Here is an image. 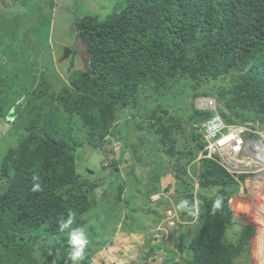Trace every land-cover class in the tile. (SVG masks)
<instances>
[{
    "label": "trees",
    "instance_id": "16d2710c",
    "mask_svg": "<svg viewBox=\"0 0 264 264\" xmlns=\"http://www.w3.org/2000/svg\"><path fill=\"white\" fill-rule=\"evenodd\" d=\"M73 30L88 54L86 69L67 73L58 90L52 89L44 75L34 78L38 79L34 87L22 89L27 100L12 118L11 138L0 157V184L4 185L0 264H73L68 233L83 228L82 217L95 208L98 198L97 181L77 170L80 145L71 134L73 119L78 117L86 128V144L94 152H104V144L118 129L117 121L127 115L140 117L139 102L146 93L150 100L142 110H150L147 128L172 161L174 177L181 180L186 168L191 169L198 191L184 179L185 189L176 190L181 195L180 200L174 199L180 205V219L196 222L186 234L178 230L171 235L185 258L180 262L170 258L164 264H235L254 234L250 225L235 230L228 203L245 175L227 172L216 156L198 159L205 147L200 129L213 113L192 105L185 121L170 106L160 111L156 103L171 105L169 98L161 97L184 82V88L191 91L189 103L211 97L226 124L250 122L263 127L264 0H113L104 18L83 16L74 20ZM27 35L19 43L26 55L37 39ZM0 54V87L10 86L25 70V57L16 60L9 47ZM6 117L0 111V118ZM182 123L196 143L186 152H176L175 134L187 138ZM145 142L139 137L138 146ZM138 146L129 149L122 144L118 161L130 150L139 157ZM35 183L40 184V191H33ZM124 188L122 183L118 187V202ZM210 189L215 191L209 196L205 193ZM70 216L72 224L61 231L60 221ZM148 248L149 257L153 249ZM77 264L89 261L84 257Z\"/></svg>",
    "mask_w": 264,
    "mask_h": 264
},
{
    "label": "rangeland",
    "instance_id": "374dc122",
    "mask_svg": "<svg viewBox=\"0 0 264 264\" xmlns=\"http://www.w3.org/2000/svg\"><path fill=\"white\" fill-rule=\"evenodd\" d=\"M112 7L113 0H0V34L3 35L0 40V51L4 47H9L16 60L25 57L23 63L25 70L19 74V79L9 83L10 86L0 87V99L3 101L0 111L7 115L5 119L0 118V157L6 151L5 142L10 137L11 124L15 122L12 118L18 116V107L24 105L27 100V97L23 96L22 89L34 87L37 80L44 75L52 89L58 90L67 73L86 69L88 54L80 39L74 34L73 22L88 15L102 19L111 12ZM31 30L33 32H28L27 35V31L31 32ZM23 34L37 37L35 42L33 40V45L28 48V55L21 51L23 48L19 45ZM42 72L44 74H41ZM34 78L38 79L34 80ZM209 86L214 90L213 84ZM190 94L191 91L184 88V82H180L170 91L165 92L162 99L160 98L161 100L169 98L171 105L161 106L157 102L156 106L160 111L170 106L185 121L188 120L192 105L196 109L209 110L206 107H196V99L193 104L189 103ZM146 95L147 93L139 102V112H137L140 117L133 118L127 115L117 121L118 129L114 130L115 133L104 144V152L101 153L94 152L86 144V128L78 117L73 119L71 134L80 145L77 148V170L81 175H90L92 180L98 183L96 206L82 217L85 222L83 229L88 238L84 257L88 259L89 264H164L167 259L180 262L186 256L185 252H180L172 243L171 235L178 230L186 234V230L195 224L196 219L191 222L180 219V205L174 199L181 198L176 190L185 189L183 179L187 184H193V191L198 192L196 179L191 169L186 168L187 173L181 180H177L171 172L172 161L167 158L165 152H162L164 147L159 143L157 136L146 126V114L150 111L148 109L145 113L142 110L150 100L145 97ZM216 106L217 109L220 107L217 103ZM137 125H141L140 129ZM223 125L231 127L230 124ZM253 125L250 122L235 124L250 130L243 134L247 145L260 138L257 128H264L255 123ZM182 127L187 128L183 123ZM119 129L122 130L123 136L119 134L121 133ZM189 132L187 128L185 130L187 138H183L181 133L175 134L176 152H186L195 145L196 142L189 137ZM248 134L254 137L250 138ZM141 136L146 142L138 146ZM12 142L11 140L10 143ZM122 144L129 149L137 145L138 151L142 154L138 157L133 151H127L122 156V162H119ZM248 150L245 148L246 152ZM204 152L202 154L200 152L198 159L206 156L207 153ZM102 154L103 160L100 159ZM250 154L248 152L242 156L246 158L244 160H250L254 167L241 165L239 170L234 171L226 168L227 171L234 172L232 174L245 175L238 191L228 202L233 212L235 230L238 231L245 225H250L254 229L244 254L235 258V264H255L254 245L257 243L256 237L261 227L256 219V208L261 202L263 203V195L260 191L264 190V169L258 167L259 164L256 166L255 160H248V158L253 159ZM208 158L212 159V156ZM254 159L264 162L263 157ZM121 183L125 188L118 202L116 195ZM3 186L1 183L0 193ZM166 189L168 192H165ZM152 190L156 192L148 195ZM214 191L210 189L204 193L210 196ZM239 205L248 210H239ZM194 208L197 212L196 202ZM170 215H172L171 219ZM230 235L231 231H228L227 237ZM175 238L178 240L177 234ZM148 246L153 249V254L149 257Z\"/></svg>",
    "mask_w": 264,
    "mask_h": 264
},
{
    "label": "bare ground",
    "instance_id": "6f19581e",
    "mask_svg": "<svg viewBox=\"0 0 264 264\" xmlns=\"http://www.w3.org/2000/svg\"><path fill=\"white\" fill-rule=\"evenodd\" d=\"M196 104H197L196 107L209 108V110H207V111H210L211 113H213V116L209 118V121L211 119H216L217 118L218 119L217 123L220 125L219 126L220 129H218V131L215 132L213 138H210L209 134H208V127H207V123L209 121L206 122L208 119L203 123L200 132H201L202 137L204 139L205 147H204L203 150H201V154H202L204 152V150L210 144H213V142H215L217 140H224L226 138V136H227V133L223 129V124L225 122L221 119V117L219 116V114L217 112V106H216V102H215L214 99H212L210 97H200V98L196 99ZM198 110H201V109H198ZM230 125H231V127L235 126V124H230ZM257 130L262 134V135H260L261 139H257V141L252 142L251 145H250L251 147L250 146L248 147V149L249 148L252 149V153H253V154H250L251 157L253 156V159L252 158H248V160L249 159H251V161L255 160V165L257 166V164H259L258 167H261V168L264 169V162H260V161H258V159H254V158H257V157H263V161H264V128H260V129L257 128ZM230 133L234 135L235 131L231 130ZM239 139L242 141V144L245 143V147H246L247 143L245 142V137L243 135H239ZM218 157L224 158L222 155L221 156L218 155ZM218 157H217V160L219 162ZM243 162L245 163L246 167H248V166H249V168L254 167V165L251 164L250 160L249 161L244 160ZM260 194L263 195V203L261 202L259 207L256 208L257 209L256 210V219L260 222L261 227L259 228V231L257 233V237H256L257 238V243L254 245V252H255V256H256L255 264H264V190L263 189L260 191ZM238 209L242 210V211L248 210L246 207H244L242 205H239Z\"/></svg>",
    "mask_w": 264,
    "mask_h": 264
},
{
    "label": "built area",
    "instance_id": "2783aa9c",
    "mask_svg": "<svg viewBox=\"0 0 264 264\" xmlns=\"http://www.w3.org/2000/svg\"><path fill=\"white\" fill-rule=\"evenodd\" d=\"M203 110L202 108H198ZM217 118L216 119H211L209 121V119L206 121L207 123V127H208V134L210 138H213L215 132L218 131V129H220V125L217 123ZM223 129L225 130V132L227 133V136L224 140H217L215 142H213V144H210L204 151H206V156L205 157H213L216 156L218 157V155H222L224 158H220L219 159V163L225 167V170H227L226 168H230L232 171L234 170H239V166L241 165H245V163L242 161V159H246L243 158L242 155H246L248 153V151H245V143L242 144V141L239 139V135H243L245 132L250 131L249 129L245 128V127H239V126H234V127H225L223 125ZM231 130L235 131V134H231ZM259 135H262L259 131H258ZM231 139V140H230ZM261 139V137L259 138ZM246 142V141H245ZM227 143V144H226ZM242 157V158H241ZM241 159V161L239 160ZM232 171H228L229 173H234ZM170 219L172 218V215H170L169 217Z\"/></svg>",
    "mask_w": 264,
    "mask_h": 264
},
{
    "label": "clouds",
    "instance_id": "9594fccd",
    "mask_svg": "<svg viewBox=\"0 0 264 264\" xmlns=\"http://www.w3.org/2000/svg\"><path fill=\"white\" fill-rule=\"evenodd\" d=\"M249 154L252 152V149L248 150ZM38 177L33 175V181H37ZM41 187L39 183H35L33 186V191H40ZM220 201H216V207L219 206ZM182 206V205H181ZM73 220L71 216L68 220H61L60 221V229L61 231L68 229L72 224ZM69 244L72 246V251L70 252L69 256L72 260L73 264H77L78 261H82L84 259V252L85 247L88 244V238L83 228H76L72 229L69 233Z\"/></svg>",
    "mask_w": 264,
    "mask_h": 264
},
{
    "label": "water",
    "instance_id": "95a60500",
    "mask_svg": "<svg viewBox=\"0 0 264 264\" xmlns=\"http://www.w3.org/2000/svg\"><path fill=\"white\" fill-rule=\"evenodd\" d=\"M67 52H69V51H67ZM64 56L66 57V55H64ZM67 57H68V55H67ZM254 141H257V140H254ZM254 141H253V142H254ZM250 145H251V143H249V145H247L246 148L248 149V147H249ZM249 150H250V149H249Z\"/></svg>",
    "mask_w": 264,
    "mask_h": 264
}]
</instances>
